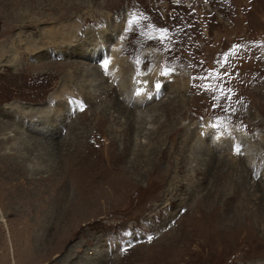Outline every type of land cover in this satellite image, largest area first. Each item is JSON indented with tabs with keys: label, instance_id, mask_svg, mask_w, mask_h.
<instances>
[{
	"label": "rangeland",
	"instance_id": "374dc122",
	"mask_svg": "<svg viewBox=\"0 0 264 264\" xmlns=\"http://www.w3.org/2000/svg\"><path fill=\"white\" fill-rule=\"evenodd\" d=\"M0 264H264V0H0Z\"/></svg>",
	"mask_w": 264,
	"mask_h": 264
},
{
	"label": "bare ground",
	"instance_id": "6f19581e",
	"mask_svg": "<svg viewBox=\"0 0 264 264\" xmlns=\"http://www.w3.org/2000/svg\"><path fill=\"white\" fill-rule=\"evenodd\" d=\"M0 220L5 223V218L2 215H0Z\"/></svg>",
	"mask_w": 264,
	"mask_h": 264
}]
</instances>
